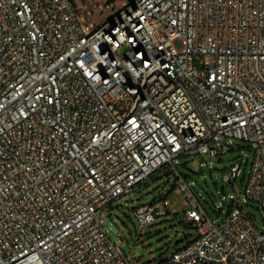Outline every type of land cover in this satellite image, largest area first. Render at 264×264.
<instances>
[{
	"label": "built area",
	"instance_id": "obj_1",
	"mask_svg": "<svg viewBox=\"0 0 264 264\" xmlns=\"http://www.w3.org/2000/svg\"><path fill=\"white\" fill-rule=\"evenodd\" d=\"M87 30L74 0H0V264H130L107 211L231 140L254 146L264 209V0H133ZM163 203L136 209L143 227ZM190 207L197 238L155 264H264L253 217Z\"/></svg>",
	"mask_w": 264,
	"mask_h": 264
},
{
	"label": "rangeland",
	"instance_id": "obj_2",
	"mask_svg": "<svg viewBox=\"0 0 264 264\" xmlns=\"http://www.w3.org/2000/svg\"><path fill=\"white\" fill-rule=\"evenodd\" d=\"M74 1L79 22L88 34L87 29L95 31L106 25L133 0ZM198 68H201L199 64ZM230 145L233 151L223 156L182 158L174 167L161 168L138 185L135 193L120 199L107 211V219L114 224L116 231L107 229L108 237L130 264H155L183 250L197 238L195 225L187 219L191 201L200 203L202 216L213 224H221L244 213L253 217L260 227L264 226V209L246 196L254 146L240 140H231ZM234 166H238L240 173L237 181L232 182L230 173ZM179 178H183L189 189L186 195L177 192ZM161 200H168V204L162 206L165 215L143 227L135 215L136 209Z\"/></svg>",
	"mask_w": 264,
	"mask_h": 264
},
{
	"label": "trees",
	"instance_id": "obj_3",
	"mask_svg": "<svg viewBox=\"0 0 264 264\" xmlns=\"http://www.w3.org/2000/svg\"><path fill=\"white\" fill-rule=\"evenodd\" d=\"M183 179V178H182ZM223 198V197H222ZM224 199V198H223ZM162 201V200H161Z\"/></svg>",
	"mask_w": 264,
	"mask_h": 264
}]
</instances>
